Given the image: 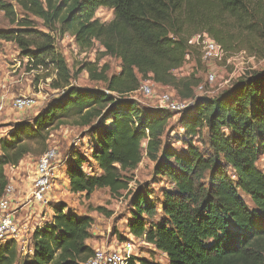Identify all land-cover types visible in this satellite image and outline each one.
Wrapping results in <instances>:
<instances>
[{
	"label": "trees",
	"instance_id": "obj_1",
	"mask_svg": "<svg viewBox=\"0 0 264 264\" xmlns=\"http://www.w3.org/2000/svg\"><path fill=\"white\" fill-rule=\"evenodd\" d=\"M102 8L113 11L110 22L96 17ZM0 13L14 26L0 29V40L15 44L33 70H51V87L59 92L32 120L14 123L0 138V199L9 185L6 168L19 167L36 154L34 142L45 148L50 130L71 122L96 138L92 158L101 172L88 175L86 159L74 154L66 166L72 194L128 191V174L144 150L154 175L170 183L159 223L150 221L157 212L150 193L139 189L132 193L128 224L133 237L166 255L167 264H264V173L257 166L264 154V71L240 77L215 97H196L198 81L175 75L197 51L190 44L196 33L224 45L228 20L245 33L258 32L264 0H0ZM66 35L83 52L98 47L102 57L120 61L119 73L108 75L109 65L98 60L86 62L78 73L86 71L103 87L74 85L55 46ZM146 80L157 89L172 88L192 106L182 113L143 109L131 95ZM175 114H182L184 139L178 142L186 149L180 153L169 140ZM203 131L205 153L195 145ZM52 210L51 221L34 230L26 255L13 241L0 244V264H86L95 255L89 244L94 219L64 203ZM129 264L155 263L132 256Z\"/></svg>",
	"mask_w": 264,
	"mask_h": 264
},
{
	"label": "rangeland",
	"instance_id": "obj_2",
	"mask_svg": "<svg viewBox=\"0 0 264 264\" xmlns=\"http://www.w3.org/2000/svg\"><path fill=\"white\" fill-rule=\"evenodd\" d=\"M96 17L101 22H110L113 19V11L102 8L97 12ZM36 22L40 30L46 31L41 21L36 20ZM235 26L231 20L225 23L226 40L225 44L222 45L229 53L225 61L221 63H204L200 53L194 51L186 58L184 67L175 72L178 78L194 77L198 81L194 90L196 97H215L228 89L240 77L253 72L264 71V25L260 26V30L256 33H245ZM11 28H14V26H11L4 18V14L0 13V29L9 30ZM55 46L64 55L72 73L75 75L73 84L76 86L103 87L102 84L90 81L86 71L78 73L82 64L86 62L94 63L98 60L100 66L108 64L110 67L108 75L116 74L120 71V61L102 57V49L98 47L89 52L81 51L75 45L74 39L70 35H66L64 38H56ZM0 52L10 54L12 59L19 58V51L16 45L12 43H0ZM240 52H245L246 56L238 59L232 58L234 54ZM8 62L10 67L0 70V97L3 95L8 96L9 99L26 97L33 99L35 102L32 108L23 112H13L10 109L6 111L0 119V130L8 129L7 131H10L12 125L17 123L16 121L32 120L37 112L41 111L48 102L59 95V92L51 87L54 78L51 70L31 72L30 68L26 69L23 67L24 69L13 73L11 66L15 63L12 64L10 60ZM209 73H213L216 77V82L212 85L206 83V78ZM200 85L205 87L203 93L197 90V87ZM158 91L170 92L177 97V93L172 88L158 89ZM131 97L143 109H163L155 98L147 99L140 94H133ZM179 98L177 97V99ZM181 115L175 114L168 126L169 140L173 143L172 147L178 153L186 149L185 142H178V139H184V131L178 124ZM95 143L96 138L87 129L78 128L72 125L71 122L51 129L45 148L36 142L32 144L36 154L26 158L28 160L22 173L24 181L29 185V190L23 195V201L14 200V202L25 203L31 199V193H29L31 179L38 162L50 150H56L57 161L54 163L55 168L52 171V185L50 194L48 195V203L41 206L31 204V209L35 210L34 212L37 215L41 211L44 215L46 212L52 210L53 205L64 203L68 208L78 214L88 215L94 219L90 243H92L91 245L95 250L118 249L122 252L126 247V243H132L134 245V256L147 259L155 264H167L168 261L165 254L155 250L152 245L146 243L144 240L133 237L128 228L134 210L131 205L132 193L139 189L147 190L150 193L149 201L153 203L157 211L150 221L159 223L161 218V205L159 203L162 201V192L171 188L169 182L154 175L155 164L147 158L145 150L141 164L135 171L128 174L131 179L128 191H123L119 196H115L108 189H101L95 191L90 197H86L85 194H72L70 192L66 166L74 154L81 155L86 159L83 169L88 175L94 176L101 174L98 164L92 158ZM195 145L204 153L208 151L206 131H203L201 136L195 139ZM143 147L144 149L146 148V143L143 144ZM257 166L264 173V154L260 156ZM228 173L233 176L231 169H228ZM15 190L16 200H18L16 187ZM241 195L247 204L252 207L250 198L243 194ZM19 216L17 215V217ZM26 238H28L27 235ZM17 244H19L18 250L23 256L31 249V243ZM23 246L25 250L22 248Z\"/></svg>",
	"mask_w": 264,
	"mask_h": 264
},
{
	"label": "built area",
	"instance_id": "obj_3",
	"mask_svg": "<svg viewBox=\"0 0 264 264\" xmlns=\"http://www.w3.org/2000/svg\"><path fill=\"white\" fill-rule=\"evenodd\" d=\"M191 46L197 50L204 63H221L225 61L229 53L225 47L216 42L208 33L199 32L196 33L190 39ZM246 56L245 52L234 54L232 58L238 59ZM30 68L33 70L32 61L29 59L18 58L13 65V73L19 72L21 69ZM242 76V74H241ZM216 77L213 73H209L206 78L207 84H214ZM197 90L203 93L204 86H199ZM135 94H140L147 99H156L160 106L168 111L175 113L185 112L193 104V100L182 101L178 100L173 93L159 92L157 87L149 80L142 83L140 90ZM34 100L31 98H16L9 99L8 96L3 95L0 97V119L6 113L7 110L13 112H23L34 105ZM57 161L56 150H50L46 153L38 162L35 173L31 179V187L29 193H31V199L22 203V208L34 205H46L48 203V195L51 190V176L52 171L55 168L54 163ZM16 190L15 187L9 183L3 197L0 199V244L13 241L15 243L25 244L23 239V228L19 223L17 217L18 211L21 209H15ZM21 203V202H19ZM18 203V204H19ZM17 204V205H18ZM134 245L132 243H126L125 249L120 252L118 249H100L96 250L95 255L86 264H129L133 254Z\"/></svg>",
	"mask_w": 264,
	"mask_h": 264
},
{
	"label": "crops",
	"instance_id": "obj_4",
	"mask_svg": "<svg viewBox=\"0 0 264 264\" xmlns=\"http://www.w3.org/2000/svg\"><path fill=\"white\" fill-rule=\"evenodd\" d=\"M0 43H5V42L0 40ZM6 44H8V43H6ZM0 59H1L0 70L1 69H7L8 67H10L8 60H10L12 64H14L15 60H16V59H12L10 54L4 53V52H0ZM12 67L13 66H11V68ZM38 113L39 112H37L35 115H37ZM20 121L21 120L16 121V122H20ZM7 130L8 129L0 130V138L2 136H4L6 133H8ZM27 160L28 159L23 160L21 165L17 168H14V167H7L6 168V174L9 178V183L12 182L10 184H12L17 189V196H18L17 201H23L22 200V199H24L23 195L25 193H27L29 190V185H28V183L26 184V182L24 181V176L22 175V173L24 171V167L26 166ZM18 203L19 202L16 203L15 209L16 208L18 209L19 207H21V209L18 211V212H20V213H18V216L20 215L18 217L19 218L18 220H19L21 227L24 229L22 232L23 233V239L25 240V243H31V236H32L34 230L36 228L41 227L44 224L50 222L51 218L54 214V211L51 210L50 212H46L44 215L42 214V211H41L40 214L37 215L34 212L35 210L31 209V205L22 208V203H21V205H19ZM35 209H37V208L35 207ZM26 235L28 236V238H26ZM89 244H92V243H89ZM17 245H19V244H17ZM18 248H19V246H18ZM22 248H24V250H25L24 246Z\"/></svg>",
	"mask_w": 264,
	"mask_h": 264
}]
</instances>
